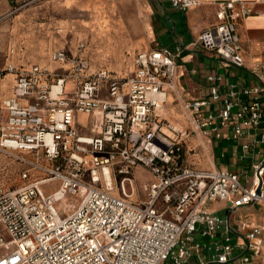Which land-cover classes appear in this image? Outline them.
<instances>
[{"label": "built area", "instance_id": "2783aa9c", "mask_svg": "<svg viewBox=\"0 0 264 264\" xmlns=\"http://www.w3.org/2000/svg\"><path fill=\"white\" fill-rule=\"evenodd\" d=\"M211 1L218 23L196 43L243 67L238 23L264 0ZM37 2L24 0L17 9ZM171 5L185 13L201 0ZM183 48L139 53L129 77L90 72L84 43L73 54L52 53L66 69L5 68L16 82L2 102L0 152L23 165L24 183H0V264H264V224L235 216L264 206V161L254 165L247 187L238 173L183 160L197 134L222 139L229 131L239 141L254 131L264 140V64L251 67L258 84L242 92L222 94L221 78L209 76V97L185 104L190 125L178 129L164 114ZM80 115L89 121L81 124ZM158 137L169 142L166 150ZM139 167L150 176L141 184ZM141 193L145 199H134ZM70 196L78 201L62 207ZM218 203L224 216L211 209Z\"/></svg>", "mask_w": 264, "mask_h": 264}, {"label": "crops", "instance_id": "0c3cea01", "mask_svg": "<svg viewBox=\"0 0 264 264\" xmlns=\"http://www.w3.org/2000/svg\"><path fill=\"white\" fill-rule=\"evenodd\" d=\"M11 3L0 0V125L6 120L2 102L13 96L16 82L15 74L4 73L5 68L13 64L25 70L35 65L52 71L66 69L68 63L53 62L51 55L61 49L76 53L78 39L87 41L85 56L90 72L108 70L120 77L134 74L139 53L156 47L175 50L182 45L176 88L169 92L164 114L181 129L188 128L191 119L185 104L209 97V76L221 78L222 94L231 89L242 92L258 84L251 67L264 64V3L252 4L253 13L238 23L244 48L243 67L227 63L196 43L201 32L218 23V8L211 0H201V5L185 13L173 8L171 0H38L19 10L13 9ZM215 108L212 105L207 110ZM82 117L84 122L89 121L88 116ZM223 133L222 139L192 136L185 162L198 169L238 173L250 186L254 165L264 161V140L254 131L239 141L231 138V132ZM259 133L264 134V121ZM167 134L172 137L170 132ZM244 144H249L250 149L244 150ZM15 162L7 166L13 169L7 172L20 185L23 165ZM6 178L1 176L0 183L8 186ZM257 208L264 211V206L251 205L236 213L247 209L250 214L238 216L246 219ZM248 221L262 224L258 219Z\"/></svg>", "mask_w": 264, "mask_h": 264}, {"label": "rangeland", "instance_id": "374dc122", "mask_svg": "<svg viewBox=\"0 0 264 264\" xmlns=\"http://www.w3.org/2000/svg\"><path fill=\"white\" fill-rule=\"evenodd\" d=\"M10 1L12 2L11 5L13 6V9H15V8H18L23 3L24 0H10ZM86 42H87L86 40L82 41V40L78 39L77 42H76V45H78V44L80 45V44L86 43ZM139 51H142V49L139 50ZM139 51H137V52H139ZM82 116L83 115H80L79 121H80L81 124H86L87 122L83 121V117ZM171 123L173 125L179 126L177 123H174V122H171ZM14 160H15L14 158L6 156L2 152H0V177L1 176L8 177V178H6V180H8L7 183L9 184L7 187H10V188H17L19 186H22L23 183H24V181L21 179L22 180V184L17 185L18 182H14V178L11 176V174H8L9 172H7L8 170L10 171V169H12V168L7 167V166H9V164H11L13 162L16 163L15 162L16 160L15 161ZM149 178H150V176L145 170H143L140 167L137 169V171H136V179L139 182V184H141L144 181H147ZM247 187H249V185H247ZM134 199H136V200L137 199H145V195L142 194V193L138 194V196H134ZM77 201H78V197L70 196L66 200L61 202V206L69 208L70 204H72L74 202H77ZM223 206H224V204H213L211 206V209L214 210V211H218L219 215L224 216L226 211L223 210ZM248 213L250 214V211H248L247 209H242L240 211L239 215H244V214H248ZM251 213H252L251 216L247 217L246 220H253L254 221V220L258 219L259 222L264 224V211H259V208H257V209H252ZM239 215H237V213H236L235 216L238 217Z\"/></svg>", "mask_w": 264, "mask_h": 264}, {"label": "bare ground", "instance_id": "6f19581e", "mask_svg": "<svg viewBox=\"0 0 264 264\" xmlns=\"http://www.w3.org/2000/svg\"><path fill=\"white\" fill-rule=\"evenodd\" d=\"M57 90V89H55ZM176 128L180 129V126L175 125ZM157 144L163 149L166 150L169 146V142L163 139L162 137L157 138Z\"/></svg>", "mask_w": 264, "mask_h": 264}, {"label": "trees", "instance_id": "16d2710c", "mask_svg": "<svg viewBox=\"0 0 264 264\" xmlns=\"http://www.w3.org/2000/svg\"><path fill=\"white\" fill-rule=\"evenodd\" d=\"M185 156H186V155H185ZM183 160H184V163H185V165H187V163L185 162V161H186V160H185V157H184V159H183ZM187 166H189V165H187Z\"/></svg>", "mask_w": 264, "mask_h": 264}, {"label": "water", "instance_id": "95a60500", "mask_svg": "<svg viewBox=\"0 0 264 264\" xmlns=\"http://www.w3.org/2000/svg\"><path fill=\"white\" fill-rule=\"evenodd\" d=\"M258 193H260V189L258 190Z\"/></svg>", "mask_w": 264, "mask_h": 264}]
</instances>
